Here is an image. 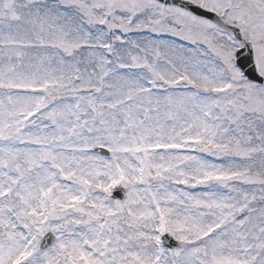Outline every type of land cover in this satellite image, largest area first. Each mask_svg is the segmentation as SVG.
I'll use <instances>...</instances> for the list:
<instances>
[{"label": "snow or ice", "instance_id": "1", "mask_svg": "<svg viewBox=\"0 0 264 264\" xmlns=\"http://www.w3.org/2000/svg\"><path fill=\"white\" fill-rule=\"evenodd\" d=\"M0 264H264V0H0Z\"/></svg>", "mask_w": 264, "mask_h": 264}]
</instances>
